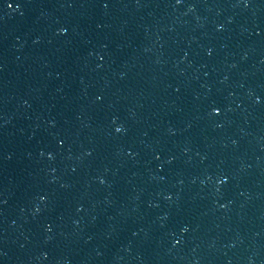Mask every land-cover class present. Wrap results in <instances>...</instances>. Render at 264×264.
Listing matches in <instances>:
<instances>
[{
    "label": "water",
    "instance_id": "95a60500",
    "mask_svg": "<svg viewBox=\"0 0 264 264\" xmlns=\"http://www.w3.org/2000/svg\"><path fill=\"white\" fill-rule=\"evenodd\" d=\"M0 264H264V0H0Z\"/></svg>",
    "mask_w": 264,
    "mask_h": 264
}]
</instances>
